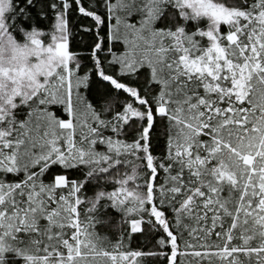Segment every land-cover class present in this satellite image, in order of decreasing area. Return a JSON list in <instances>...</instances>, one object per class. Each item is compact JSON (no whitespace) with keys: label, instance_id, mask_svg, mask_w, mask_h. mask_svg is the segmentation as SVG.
I'll return each mask as SVG.
<instances>
[{"label":"snow or ice","instance_id":"obj_1","mask_svg":"<svg viewBox=\"0 0 264 264\" xmlns=\"http://www.w3.org/2000/svg\"><path fill=\"white\" fill-rule=\"evenodd\" d=\"M0 264H264V0H0Z\"/></svg>","mask_w":264,"mask_h":264},{"label":"trees","instance_id":"obj_2","mask_svg":"<svg viewBox=\"0 0 264 264\" xmlns=\"http://www.w3.org/2000/svg\"><path fill=\"white\" fill-rule=\"evenodd\" d=\"M143 238H138V241L137 242H141Z\"/></svg>","mask_w":264,"mask_h":264}]
</instances>
